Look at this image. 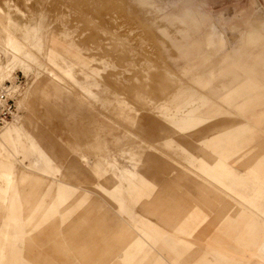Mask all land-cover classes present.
I'll return each instance as SVG.
<instances>
[{"label":"rangeland","instance_id":"374dc122","mask_svg":"<svg viewBox=\"0 0 264 264\" xmlns=\"http://www.w3.org/2000/svg\"><path fill=\"white\" fill-rule=\"evenodd\" d=\"M187 6L208 16L202 71L242 63V31L264 35L252 0H0V88L18 90L0 128V264H242L218 190L232 176L178 94L200 90L177 47Z\"/></svg>","mask_w":264,"mask_h":264},{"label":"crops","instance_id":"0c3cea01","mask_svg":"<svg viewBox=\"0 0 264 264\" xmlns=\"http://www.w3.org/2000/svg\"><path fill=\"white\" fill-rule=\"evenodd\" d=\"M252 3L264 17L258 2ZM207 17V13H196L190 6L174 17L180 24L178 50L190 62L185 73L200 88L188 86L178 93L184 95L188 105L186 120L190 122L185 125L200 127V133L193 138H203V143L215 149L220 172L232 176L224 180L222 190L218 189L224 195L223 205L235 208V214L225 217L226 241L235 240L226 249L240 254L238 261L242 264H264V154L256 157L251 146L257 136L264 138V35L259 27L242 31L234 53H241L243 47L244 61L239 63L225 56L217 65H208L202 71L203 62L208 60L204 59L198 36ZM206 45H212L211 36ZM199 59L203 62L198 63ZM233 68L239 69L241 75L229 81L226 78ZM222 114L240 119L213 120Z\"/></svg>","mask_w":264,"mask_h":264},{"label":"built area","instance_id":"2783aa9c","mask_svg":"<svg viewBox=\"0 0 264 264\" xmlns=\"http://www.w3.org/2000/svg\"><path fill=\"white\" fill-rule=\"evenodd\" d=\"M17 91V87L11 83L0 88V128L17 116Z\"/></svg>","mask_w":264,"mask_h":264},{"label":"bare ground","instance_id":"6f19581e","mask_svg":"<svg viewBox=\"0 0 264 264\" xmlns=\"http://www.w3.org/2000/svg\"><path fill=\"white\" fill-rule=\"evenodd\" d=\"M18 59H16V57H13V59H12V61H11V64H9L8 65V70H11L13 67H15L16 66V64H17V61ZM22 62V61H21ZM20 63V62H19ZM21 65H22V63H21ZM7 73V72H6ZM2 87V86H1ZM15 120V119H14Z\"/></svg>","mask_w":264,"mask_h":264}]
</instances>
